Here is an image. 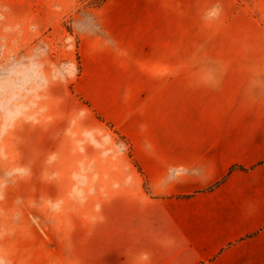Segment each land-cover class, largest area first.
Returning <instances> with one entry per match:
<instances>
[{"label": "crops", "instance_id": "obj_1", "mask_svg": "<svg viewBox=\"0 0 264 264\" xmlns=\"http://www.w3.org/2000/svg\"><path fill=\"white\" fill-rule=\"evenodd\" d=\"M189 43L158 64V0H106L80 32L75 89L90 111H79L88 124L77 135L94 138L101 119L131 157L108 155L100 168L92 145L69 153L76 176L89 160L92 172L81 190L62 176L79 192L68 187L79 206L64 223L75 250L110 252L108 262L122 251L140 252L135 264H264V56L195 65Z\"/></svg>", "mask_w": 264, "mask_h": 264}, {"label": "rangeland", "instance_id": "obj_2", "mask_svg": "<svg viewBox=\"0 0 264 264\" xmlns=\"http://www.w3.org/2000/svg\"><path fill=\"white\" fill-rule=\"evenodd\" d=\"M105 2L0 0V264H135L140 253L114 251L108 262L110 252L75 250L74 234L65 233L79 206L68 187L79 192L62 176L71 171L80 187L92 175L89 160L76 176L69 153L92 145L88 157L100 168L108 155L131 157L101 119L94 138L77 135L88 124L79 111H90L75 89L79 34ZM184 40L195 65H229L231 57L262 65L255 59L264 56V0H158V64L170 65L169 52Z\"/></svg>", "mask_w": 264, "mask_h": 264}]
</instances>
